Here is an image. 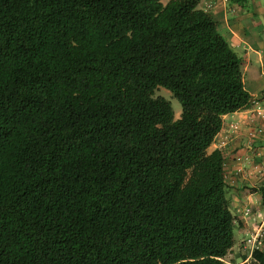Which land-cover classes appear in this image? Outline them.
Here are the masks:
<instances>
[{
	"label": "trees",
	"instance_id": "obj_1",
	"mask_svg": "<svg viewBox=\"0 0 264 264\" xmlns=\"http://www.w3.org/2000/svg\"><path fill=\"white\" fill-rule=\"evenodd\" d=\"M249 104L199 0H0V264H229L209 148Z\"/></svg>",
	"mask_w": 264,
	"mask_h": 264
},
{
	"label": "crops",
	"instance_id": "obj_2",
	"mask_svg": "<svg viewBox=\"0 0 264 264\" xmlns=\"http://www.w3.org/2000/svg\"><path fill=\"white\" fill-rule=\"evenodd\" d=\"M199 5L213 16L242 58L245 87L250 93L247 108L224 116L223 127L209 150L224 152L226 172L235 177L233 209L250 206L261 213L263 200L258 188L264 184V0H199ZM241 218L243 228L236 230L235 240L256 226L251 216ZM263 225L264 216L260 227Z\"/></svg>",
	"mask_w": 264,
	"mask_h": 264
},
{
	"label": "rangeland",
	"instance_id": "obj_3",
	"mask_svg": "<svg viewBox=\"0 0 264 264\" xmlns=\"http://www.w3.org/2000/svg\"><path fill=\"white\" fill-rule=\"evenodd\" d=\"M162 1L164 3H166L168 0H162ZM156 95H161V96H164V97L170 99L172 101V105L174 107V111H175L176 118H178L180 116V113L182 111L181 104L178 101V99H176L175 97H173V95L171 94V92L169 90H167L164 87H160V88L157 89ZM231 188H230V192L228 194V197H229L230 202H231L232 210L234 211V213H236V211L233 209V205H234L233 202H232L233 201L232 200L233 199V193H232V189ZM260 212L261 213H258V210L255 208V209L252 210V214L250 215L252 217V220L256 223V226H255L254 230H253V228H251V232H253V233H254V231H256L260 227V224L262 222V218L264 216V204L261 205V211ZM241 217H243V216H241ZM241 228H243V227L242 226H237V229L236 230H239ZM236 230H235V237L237 238L238 237V234H237ZM242 233H244V232H242ZM243 238H240V239L238 238L236 240V246L232 250V254L229 253L227 255V257L225 258V260L227 262L232 263V264H249V263H251L253 261V258L252 257L245 259V255H243L242 252H241L240 244H241V241H242Z\"/></svg>",
	"mask_w": 264,
	"mask_h": 264
},
{
	"label": "built area",
	"instance_id": "obj_4",
	"mask_svg": "<svg viewBox=\"0 0 264 264\" xmlns=\"http://www.w3.org/2000/svg\"><path fill=\"white\" fill-rule=\"evenodd\" d=\"M238 161H241L242 158L239 156L237 158ZM240 169H237L235 175L239 173ZM227 180L233 184L235 182V177L231 174L227 173ZM242 214L245 216H249L252 213V208L250 206H245L242 209ZM264 248V231L262 227H259L254 233H250L245 239L242 240L241 250L243 254H247L251 256L253 251L256 249Z\"/></svg>",
	"mask_w": 264,
	"mask_h": 264
},
{
	"label": "clouds",
	"instance_id": "obj_5",
	"mask_svg": "<svg viewBox=\"0 0 264 264\" xmlns=\"http://www.w3.org/2000/svg\"><path fill=\"white\" fill-rule=\"evenodd\" d=\"M231 185H232V184H231ZM242 209H243V208H242ZM240 211H242V210H240ZM240 211L237 210L236 213H235L238 217L240 216V219H241V216L247 217V216L243 215L242 212H240ZM251 214H252V213H251ZM249 216H250V215H249ZM263 226H264V225H263ZM263 226H262V228H263ZM254 232H255V231H254ZM250 233H253V232H250ZM250 233H249V234H250ZM249 234H248V235H249ZM248 235H247V236H248ZM247 236H245L243 239H245ZM243 239H242V240H243ZM241 243H242V241H241ZM235 244H236V243H235ZM240 247H241V244H240ZM240 249H241V248H240ZM241 252H242V250H241ZM242 254H243V253H242ZM243 255H246V258H250V257H252V255H251V256H248L247 254H243ZM228 263H229V262H228ZM229 264H232V263H229Z\"/></svg>",
	"mask_w": 264,
	"mask_h": 264
}]
</instances>
